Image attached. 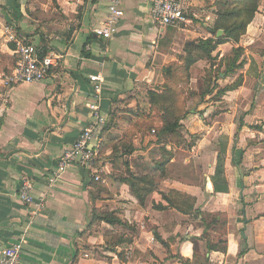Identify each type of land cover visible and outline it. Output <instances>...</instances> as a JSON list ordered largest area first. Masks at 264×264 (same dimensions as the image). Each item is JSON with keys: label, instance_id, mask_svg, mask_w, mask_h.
Returning <instances> with one entry per match:
<instances>
[{"label": "crops", "instance_id": "crops-1", "mask_svg": "<svg viewBox=\"0 0 264 264\" xmlns=\"http://www.w3.org/2000/svg\"><path fill=\"white\" fill-rule=\"evenodd\" d=\"M215 1L180 0L191 17L187 25L175 27L171 47L163 53L158 43L166 28L150 20L152 0H121L123 16L109 40L93 34L107 16L108 0H17L18 19L12 16V0H0V246L22 240L21 264H182L180 260L192 262L194 254L195 264L205 258L210 264L214 259L224 264L229 258L238 264H264V52L251 51L264 37L259 27L264 2L238 44L244 50L242 59L246 57L241 85L221 96L209 92L187 100L189 114L181 124L193 138L200 134L195 145L190 151L178 149L184 156L173 157L168 176L155 179L157 187L144 205L127 185L118 184L128 175L152 176L159 159L152 151L166 143L145 137L146 129L134 123L151 115L146 92L158 90L164 68L179 63L183 45L211 37ZM6 27L54 60L43 81L6 84L17 60ZM236 46L220 45L214 55L221 59ZM207 65L200 61L190 69V89L200 81L193 72ZM95 75L102 79L98 95L89 80ZM235 80V74H221L216 84ZM92 105L106 120L94 139L100 180L70 166L49 186V174L61 154L93 122ZM195 108L202 112L199 118L192 113ZM132 133L133 151L127 155L122 141ZM221 145H226L228 192L214 193L210 177ZM22 180L31 183L34 201L43 203L37 215L18 197ZM170 190L195 198V212L185 215L166 208L163 196ZM93 210L117 211L134 230L94 222ZM203 215L220 222L206 234L214 244L225 241V253L207 252ZM225 226L226 234L219 237ZM129 235L130 244L114 246Z\"/></svg>", "mask_w": 264, "mask_h": 264}, {"label": "trees", "instance_id": "trees-1", "mask_svg": "<svg viewBox=\"0 0 264 264\" xmlns=\"http://www.w3.org/2000/svg\"><path fill=\"white\" fill-rule=\"evenodd\" d=\"M263 0H216L214 2V15L216 17L213 28L209 31V38H198L193 41H188L183 45L182 54L179 56V63L172 64L164 68V73L161 79L164 80L159 85L158 90H149L146 92V98L150 105V109L155 113V117L158 118L160 124L155 127L156 137L160 141L161 137L165 135H174L181 126V121L188 116V112L183 109L184 103H182L181 110L176 105L181 99L183 89L173 88L170 84L176 78H173V67L183 74L185 77V83H188L190 79V69L200 61H206L210 68L207 73H211V69H214V60L217 59L218 55H214L216 49L220 45L226 43H232L237 45L233 47L226 55L219 60V67H224L223 73H218L217 78L219 79L220 74H224L227 77L244 67V60H241L244 50L238 46L240 39L245 35L247 27L250 25L254 16L258 12V9L262 5ZM12 16L15 19L20 17V5L17 0H12ZM221 30L223 35L216 38V33ZM176 32L175 27H167L166 34L162 41L158 43V51L166 53L172 43V39ZM10 48L13 49L12 44ZM45 51L39 54L40 58H44ZM242 83V78L238 77L231 85H226L219 89L216 94L217 96L224 95L228 91H232L239 87ZM217 88V87H216ZM209 93V91L205 92ZM138 123H134V127L137 128ZM132 134H126L123 138L122 145L126 150V154L130 155L133 151L131 146ZM192 146V145H190ZM226 155V145H221L218 150L217 162L215 166L214 174L210 177L211 183L214 188V193H227L228 184L224 177V162ZM173 159L171 151L165 149V145L161 148L160 158L154 162L151 168L152 176H140L134 177L128 175L125 178L119 180L118 184H125L129 187L130 193L135 197L139 205H144L147 197L157 187L155 184L156 178L163 179L168 176L167 166ZM93 180V179H92ZM94 181V180H93ZM95 187H97L95 185ZM166 208H173L179 213L190 215L195 212V198L179 193L175 190H170L165 196ZM163 208V209H166ZM93 221L99 223H105L110 226H120L128 230L133 231L134 227L129 225L126 221L122 220L117 211L110 212H97L92 211ZM204 231L202 238L207 239L206 250L207 252L218 249L220 252H226V243L223 240H219L217 244H214L210 237L206 234L208 230H217V225L220 224L216 220L215 216L203 215L202 220ZM158 238L157 234H154ZM206 236V237H205ZM131 236H127V239H119L114 246L120 244H130ZM195 241V240H192ZM244 251H240L242 255ZM197 256L194 254L193 261L180 260L182 264H195ZM134 261V260H132ZM201 264H210L209 259L205 258Z\"/></svg>", "mask_w": 264, "mask_h": 264}, {"label": "built area", "instance_id": "built-area-1", "mask_svg": "<svg viewBox=\"0 0 264 264\" xmlns=\"http://www.w3.org/2000/svg\"><path fill=\"white\" fill-rule=\"evenodd\" d=\"M150 20L159 29L167 27L185 26L189 23L187 11L180 0H152L150 8ZM123 16L121 0H108L107 16L105 20L93 30L95 37L109 40L116 32V23ZM5 35L9 43L15 45L14 54L17 57L15 67L11 75L6 79V84L30 85L43 81L50 68L54 65L49 57L40 58L39 50L32 44H24L16 35L12 27L5 28ZM93 84L94 95L100 93V76H90ZM97 97V96H95ZM93 122L87 124L74 142L59 157L58 164L49 174L48 184L54 185L65 174L70 166H78L86 172L94 175V180L99 181V171L95 167L98 157V148L94 144L96 134L105 125V118L100 114L98 106H91ZM154 133V131L152 132ZM18 197L20 201L32 208L31 215H37L43 208L42 202H35L32 197V185L27 180H22ZM23 241L8 246H0V264H21Z\"/></svg>", "mask_w": 264, "mask_h": 264}, {"label": "rangeland", "instance_id": "rangeland-1", "mask_svg": "<svg viewBox=\"0 0 264 264\" xmlns=\"http://www.w3.org/2000/svg\"><path fill=\"white\" fill-rule=\"evenodd\" d=\"M263 2H264V0H263ZM263 11H264V9H263ZM186 16L187 17H191V14H189L187 12ZM179 27H183V25L179 26ZM259 27L264 29V22L261 23V25H259ZM251 49H252L251 50L252 52L255 51L257 53H261V55L263 56V54H264L263 53L264 52V37L261 38V41H258V43L256 45H253V47ZM245 59H246V57H244V59L241 58V60H245ZM219 60L220 59L218 57H217V59L214 60L215 67H214V69H211V73L210 74L207 73V70H209V68H210L209 65H207L208 69H205V70H204L205 67L204 68L201 67V70L198 67L196 68V70L193 72V76L198 78V79H200V81H198L197 87H195V85L193 83L192 88H194V89H190V80H191L192 74L190 73V79H189L188 83H185V81H184L185 77L183 76V74L181 72L177 71V70H174L175 66L173 67L172 74H173V78L175 77L176 80L171 82L170 85L173 88H177V89H181V90L183 89V93L181 94V99H180V101H178V104L176 105V107L179 110H181L182 103H184L183 109L187 111L186 107H187V100H189L188 99L189 97L193 98L194 96H197V94L202 96V94H205V92H207V91L211 92V95H213V94L216 93L218 88L221 89V88L224 87V84H225L224 82L221 83V86L216 84V82L221 77V74H220L219 79H218L217 78V74L220 73V72L221 73L224 72V67L223 66L219 67V64H220ZM174 64H176V63H174ZM259 64H260L259 69H258V67H256V69H257L256 70V73H257L256 75L257 76L262 72L263 63L261 62ZM243 69H244V67L241 70H238V71H236L234 73L236 79L238 77L239 78L241 77L243 79L244 74L240 73L241 71H243ZM252 73H253V71H252ZM246 75H249V74H246ZM216 87H217V89H216ZM201 99H204V97H202ZM210 100H208V102H211ZM201 101H203V100H201ZM191 106H192L191 108H193V105H191ZM196 108L192 109V113L194 112L195 115H197L196 117L199 118V115H202V112L197 111ZM188 114H189V111H188ZM136 123L139 124V126H140V128L142 130L146 129V132L142 131L143 134L145 135V137H148V138L149 137H151V138L153 137L154 139L157 138L156 134H155L156 132H154V133H152V132L155 131V127L159 126L160 122H159L158 118L155 117V113L154 112H152L150 116H146V120L143 121L142 123L138 122V121H136ZM198 136L200 137L199 133H197L195 135V138H193L190 134H188V131L186 130L185 126H183L181 124V126L177 130V133H175L174 135H165V136L161 137L160 140H161V144L166 143L165 144V149L167 151H171V153L173 154V157H176V156L181 157V156H184V154L181 151H190L188 149V147L190 145H195V143H196V141L198 139ZM150 141H151V139H150ZM167 146L169 148H171V149H167ZM161 148H162V146L160 148H158V149H153L152 154H151L153 158L155 156H158L160 158V156H161ZM178 149H181V151H178ZM95 167H96V162H95ZM225 222H226V219H225ZM232 223L233 222L231 221V224ZM226 224H227V222H226ZM226 227L227 226L223 227L221 230H219L217 232V234H220L219 237H224V234H226V231H227ZM230 228H231V226H230ZM216 260L217 259H214V261L211 264H216L215 263ZM225 263L226 264H238V262H235L234 259H230V258L225 260Z\"/></svg>", "mask_w": 264, "mask_h": 264}, {"label": "water", "instance_id": "water-1", "mask_svg": "<svg viewBox=\"0 0 264 264\" xmlns=\"http://www.w3.org/2000/svg\"><path fill=\"white\" fill-rule=\"evenodd\" d=\"M221 35H223V32L221 30H219L217 33H216V38L220 37Z\"/></svg>", "mask_w": 264, "mask_h": 264}]
</instances>
